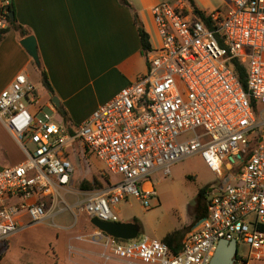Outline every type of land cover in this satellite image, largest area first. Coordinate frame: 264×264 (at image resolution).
<instances>
[{"label":"built area","instance_id":"2783aa9c","mask_svg":"<svg viewBox=\"0 0 264 264\" xmlns=\"http://www.w3.org/2000/svg\"><path fill=\"white\" fill-rule=\"evenodd\" d=\"M224 2L213 13L199 9L203 17L183 2L152 6L162 44L147 53V72L74 128L53 103L54 115L42 110L24 73L15 76L0 93V121L25 159L0 171L1 243L41 224L46 198L65 204L58 191L72 192L75 173L67 147H81L119 177L83 193L88 217L109 222H119L115 207L129 197L150 208L157 197L151 175L169 176L174 164L199 155L220 184L210 186L207 216L178 253L147 236L124 241L98 231L93 241L128 264H209L220 240L241 241L249 246L243 260L264 261V0ZM9 5L0 0V37ZM235 60L246 69L247 91Z\"/></svg>","mask_w":264,"mask_h":264},{"label":"crops","instance_id":"0c3cea01","mask_svg":"<svg viewBox=\"0 0 264 264\" xmlns=\"http://www.w3.org/2000/svg\"><path fill=\"white\" fill-rule=\"evenodd\" d=\"M10 2L13 4L16 24L22 26L29 34L23 36L10 27L0 38V93L7 89L20 73H24L31 84L32 69L41 67L47 73L59 106L66 110L71 121L73 116H79L78 108L89 99L94 100V111L147 72L146 55L141 49L134 15L138 16L139 21L141 18L131 0H126V5L122 4L121 0ZM27 36H33L36 40L39 67L20 44ZM45 92L44 100L36 92L42 108L52 103L51 94L46 90ZM91 111H88L87 115L90 116L93 113ZM55 112L64 122L57 109ZM13 140L15 139L0 121V169L18 165L25 159L19 145L23 156L11 161L10 156L18 149L16 140ZM79 151L82 152L81 149ZM81 155L83 156V153ZM72 162L75 168L73 190L58 191L65 204L60 198H46L47 218L41 224L24 229L0 243V264H128L126 260L114 256L110 249L105 247L103 240L97 238L93 241L99 230L94 228L90 221L88 225L81 221L77 225L57 227L61 231L42 228L56 206L63 204L67 210L72 211L80 202L79 196H84V192L90 191L81 190L79 186L83 180L93 179L95 173L91 171V164L90 167L81 168L77 157H72ZM79 179L82 180L80 183L77 182ZM67 198H70L71 202H68ZM88 219L90 220L89 217ZM193 221L191 216L185 223L187 229L182 233V239L196 225L190 228ZM36 227L42 228L38 233L49 238L45 247L42 245V248H39L40 238L33 232ZM174 231L177 229L162 233L161 239ZM13 252L18 254L14 260L10 259ZM103 255L109 258L106 259ZM245 261V264H264V261ZM133 264L141 263L134 261Z\"/></svg>","mask_w":264,"mask_h":264},{"label":"rangeland","instance_id":"374dc122","mask_svg":"<svg viewBox=\"0 0 264 264\" xmlns=\"http://www.w3.org/2000/svg\"><path fill=\"white\" fill-rule=\"evenodd\" d=\"M131 1L135 7L134 9L139 12L138 14L141 18L140 21L142 20L141 23L143 27L149 34L153 50H158L162 43L157 26L151 14L152 6L161 2H168L171 5H178L180 2L187 4L184 0ZM194 2L199 9L209 13L221 9L225 4L224 0H194ZM31 84L35 91L39 93L42 100H44L46 92L41 84L38 69H32ZM49 107L50 106H44L42 110L54 115ZM93 108L94 100L89 99L82 107L78 108L79 116H73L70 122L65 123V126L67 127L68 125V128H74L81 124L83 120L85 121L89 118V115H87L88 111H93ZM13 141L15 142V140ZM15 143L17 144L18 149L12 153V156H10L11 161L23 156V152L19 149V144L17 142ZM26 146L30 151L34 150L33 144L27 143ZM78 148L81 149V147ZM67 149L70 151L73 158L77 157V163L81 168L90 167L91 164V171L96 175H94V177L99 180H111L113 184L118 182L119 177L106 174L103 164L94 159L89 152L85 151V154L82 156L81 154L83 152L77 151L79 149L73 150L72 147H67ZM234 174L235 173H233L232 176ZM90 179H92V177ZM150 180L157 194L155 199L150 200V208H144L143 204L135 197H129L115 207L119 222L135 221V223L140 226L141 231L136 240H140L146 236L161 239L162 233L176 229L181 230V233H184L187 229V227L185 228V223L189 221L191 216H194L193 207L195 206V198L199 189L205 186H217L220 184L219 175L211 171L199 155L190 156L174 164L171 167V174L169 176H163L160 171L151 175ZM81 181L82 180L79 179L77 182L80 183ZM84 200V196H79L80 202L72 211L67 210L63 204L56 206L51 214L52 216L44 222L42 228L61 231L58 230L57 227L77 225L81 221H84L85 224L88 225L90 220L88 219ZM67 201L71 202V199L67 198ZM42 228L36 227L33 230L34 234L40 238L39 248H42V245L45 247L46 242L49 239L47 235L38 233ZM237 250L239 257L248 258V245L239 241ZM17 256L18 254L13 252L10 259L14 260Z\"/></svg>","mask_w":264,"mask_h":264},{"label":"trees","instance_id":"16d2710c","mask_svg":"<svg viewBox=\"0 0 264 264\" xmlns=\"http://www.w3.org/2000/svg\"><path fill=\"white\" fill-rule=\"evenodd\" d=\"M184 1L187 2V4H189L192 7V9L194 10L195 13H197V15L203 17V14L199 10V8L196 6L194 0H184ZM121 2L124 5L127 4L126 0H121ZM8 10H9V13H11V12L14 13V8H13L12 2H10V5L8 6ZM134 20H135V23L137 25V30H138V35H139V39H140L142 52L144 53V55H147L148 52L153 50L149 35L145 31V29H144L142 23L139 21L137 15H134ZM8 23H9L8 28H10V27L13 28L14 30L18 31V33H20L21 35L26 36L29 34V32L26 31L22 26L16 24L15 16L11 19L8 15ZM5 31L3 32V34L5 33ZM3 34H2V36H3ZM233 67H234V70L236 72V75H237L239 82L241 83L244 90L247 91V86H246L247 72H246L245 67L243 65H241V63L237 60L233 61ZM38 71L40 74V80H41L43 87L45 88V90L48 93L51 94L52 97H55L54 91H53V89L49 83L46 71L44 69H42L41 67L38 69ZM251 104H252L253 110L257 111V104L254 101H252ZM56 109H57V112L60 114V116L63 118L65 123L70 122V118L68 116V113L66 112V110L62 106H59ZM103 186H104V183L102 180H99L98 178L93 177V179L91 181H87V180L84 181L83 180L80 183L79 187L81 190H93V189L102 188ZM209 188H210V186H205V187L199 189V191L197 193V196L195 198V206L193 207L194 221H193L192 225H190V228H192L194 224L198 223L199 221H201L203 218H205L207 216L208 200H207L206 194H207V191L209 190ZM181 235H182L181 230H177V231H174V232L168 234L163 239L164 242L166 244H168V246L170 247V249L172 250V252L174 254L178 253L181 250L182 242H183ZM241 260H243V259L241 257H239L237 254L236 263L238 261H241ZM243 261H244V263L246 262L245 260H243Z\"/></svg>","mask_w":264,"mask_h":264},{"label":"water","instance_id":"95a60500","mask_svg":"<svg viewBox=\"0 0 264 264\" xmlns=\"http://www.w3.org/2000/svg\"><path fill=\"white\" fill-rule=\"evenodd\" d=\"M9 17L12 19L14 13H9ZM20 44L36 66L39 67L40 59L35 38L33 36H27L20 41ZM51 100L54 106L58 108V98L52 97ZM90 224L105 235L124 241L136 239L141 231L140 226L135 222H109L92 218L90 219ZM237 254L238 250L235 240L230 242L220 240L209 264H235Z\"/></svg>","mask_w":264,"mask_h":264}]
</instances>
